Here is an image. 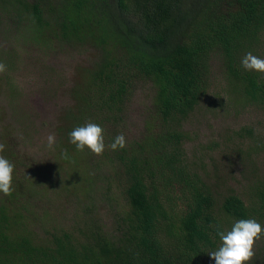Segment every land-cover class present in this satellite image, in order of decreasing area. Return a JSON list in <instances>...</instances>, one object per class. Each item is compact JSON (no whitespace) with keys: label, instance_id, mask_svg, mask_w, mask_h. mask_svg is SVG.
<instances>
[{"label":"trees","instance_id":"obj_1","mask_svg":"<svg viewBox=\"0 0 264 264\" xmlns=\"http://www.w3.org/2000/svg\"><path fill=\"white\" fill-rule=\"evenodd\" d=\"M2 11L6 19L0 16V28L7 38L25 33V42L46 49L87 43L101 55L93 66L76 68L72 102L62 111L53 149L46 150L44 142L52 161L41 162L30 111L23 107L21 90L10 85V52L0 50L6 65L0 74L8 78V94H15L8 97L14 110L0 98V143L5 145L0 155L14 165L12 194L0 193V264H215L209 253L222 243L219 231L264 216V191L259 201L253 199L259 202L253 208L252 200L248 206L232 187L222 191L219 216L218 186L185 166L184 131L176 129L206 94L205 75L215 51L228 84L239 87L246 99L264 102V73L241 64L255 40H264V0H0ZM22 25L25 32L16 28ZM138 79L152 86V116L161 121H147L140 138L125 137L126 146L113 151L109 145L121 133L109 131L115 130L109 123L123 118ZM88 122L104 129L100 156L70 143L71 131ZM18 145L33 150L21 154L19 162L14 159ZM20 166L27 172L21 174ZM65 167L67 176L56 180ZM101 180L113 212L104 222L108 226L95 224L85 239H74L64 229L53 233L56 198L73 197L62 211L91 213L94 204L85 186ZM30 218L35 232L27 226L22 233L19 226ZM43 233L50 236L44 240Z\"/></svg>","mask_w":264,"mask_h":264},{"label":"rangeland","instance_id":"obj_2","mask_svg":"<svg viewBox=\"0 0 264 264\" xmlns=\"http://www.w3.org/2000/svg\"><path fill=\"white\" fill-rule=\"evenodd\" d=\"M0 16L2 21L6 19L3 11ZM16 28L20 32L28 29L27 25ZM262 38L264 39V36ZM25 39L26 34L18 32H13L11 37L7 38L0 28V50L4 53L10 52L8 64L13 66L9 72L11 88L21 90L23 107L30 111V122L35 124L36 153L40 155L38 158L41 162H49L52 161L53 155L48 151L53 147L46 148L44 142L47 143L49 134H54L55 138L58 136L62 111L72 102L69 92L75 79L76 68L93 66L101 54L97 48L87 43H63L46 49L39 48L32 40L25 42ZM251 47L253 50L249 52L264 59V40L256 39ZM13 51H17L19 55L13 56ZM209 59L210 68L205 75L206 94L189 116L180 119L181 126L176 129L184 131L181 145L185 166L198 170L205 181L218 186L216 188L220 192L215 195V202H218L216 213L222 216L218 211H221L222 191L226 187H232L248 206H251L252 200L253 208H257L259 203L253 199L259 201L264 191V102H260L261 99H246L240 93L239 87L235 89V84H228L218 51L213 52ZM4 75L0 74V84H3L0 98L3 99L4 106L14 110V105L9 102L8 97L13 95L15 98V94H8L11 89L5 84L8 83V78ZM152 95L153 89L149 82L136 80L123 118L117 124L109 123V128L115 129L109 131H119L128 140L138 139L147 121L160 122V118L156 120L152 116ZM44 148L48 151L44 152ZM14 152V159L19 162L21 154L31 155L33 150L29 146L18 145ZM66 170V167L62 169L56 180L60 176H67ZM18 171L24 174L27 169L20 166ZM103 181H98L91 187L85 186L86 193L89 192L94 204L91 213L80 215L69 207L67 211H62L72 202L73 197L67 194L57 197L54 203L58 206L52 207L57 219L51 223L49 229L53 233L62 232L64 229L70 231L74 239H85L90 236L91 229H96L95 224L102 225L111 221L113 212L107 208L104 193L100 190ZM51 197L53 194L47 193L46 198ZM27 218L29 219V216ZM256 218L264 228V216L260 214ZM28 219L23 220L19 226L18 230L22 233L27 231V226L35 230L31 226L33 220ZM88 220L89 225L86 224ZM224 221L227 223V218ZM104 225L108 226L105 223ZM233 225L234 223L225 228L230 231ZM49 236L43 233L42 238L46 240ZM254 252L255 256L246 263L264 264V235L255 242ZM12 255L17 257L20 254ZM15 260L17 262L19 259Z\"/></svg>","mask_w":264,"mask_h":264},{"label":"clouds","instance_id":"obj_3","mask_svg":"<svg viewBox=\"0 0 264 264\" xmlns=\"http://www.w3.org/2000/svg\"><path fill=\"white\" fill-rule=\"evenodd\" d=\"M241 64L245 70L264 73V59H261L251 52L247 53ZM6 71V65L0 62V73ZM47 146L52 148L56 142L54 134L47 136ZM70 143L76 146L78 151L85 148L93 154L100 156L105 151L104 129L93 122H88L84 126L75 127L70 133ZM126 146V138L119 134L109 147L115 151ZM5 150V145L0 143V153ZM67 158V153H63ZM14 165L0 155V193L5 196L12 194ZM218 235L222 241L218 250L209 253L215 264H246L254 256V244L264 235V228L255 219H241L234 223L230 231H219Z\"/></svg>","mask_w":264,"mask_h":264}]
</instances>
